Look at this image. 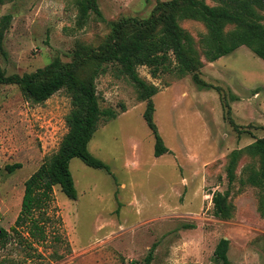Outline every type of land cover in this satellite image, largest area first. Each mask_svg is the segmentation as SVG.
<instances>
[{"label":"rangeland","instance_id":"374dc122","mask_svg":"<svg viewBox=\"0 0 264 264\" xmlns=\"http://www.w3.org/2000/svg\"><path fill=\"white\" fill-rule=\"evenodd\" d=\"M159 1L96 0L102 15L91 8L80 23L78 0H0V66L6 75H23L57 59L73 62L76 51L107 39L112 22L147 17ZM180 24L202 51L204 23ZM202 58L207 86L191 73L153 77L147 65L137 68L159 88L154 119L169 147L161 156L143 115L147 102L130 77L114 65L97 77L101 106L118 115L100 123L90 149L113 174L74 157L78 198L54 187L49 213L57 224H48L40 243L27 227H11L25 181L68 131L71 97L60 89L36 102L15 83L0 87V229L12 234L0 240V264H146L154 245L151 264H223L214 259L222 237L229 239V264H264V187L247 179L250 166L260 167L258 156L245 151L232 185L228 179L231 152L264 136V60L246 45L214 62ZM228 188L232 216L218 217L214 193Z\"/></svg>","mask_w":264,"mask_h":264},{"label":"trees","instance_id":"16d2710c","mask_svg":"<svg viewBox=\"0 0 264 264\" xmlns=\"http://www.w3.org/2000/svg\"><path fill=\"white\" fill-rule=\"evenodd\" d=\"M215 1L217 4H209L206 0H161L147 17H125L112 22L107 39L98 47L89 46L76 51L73 62L57 59L35 72L23 75H6L0 66V87L15 83L36 102H44L60 89H65L71 97V110L67 115L68 131L58 150L48 156L25 181L22 208L16 224L11 227L14 232L24 226L32 241L40 243L47 240L48 224H57L56 218L49 213L54 187L59 185L66 196L78 198L71 170L74 157L113 174L111 166L90 149V142L100 123L118 115L113 108L101 106L97 90V77L107 72L110 66H118L123 74L129 76L137 88L139 99L147 102L143 115L155 136L154 155L161 156L169 151V147L154 119L153 97L159 88L141 77L137 70L139 65H147L153 77L164 73L180 76L191 73L197 84L207 86L201 76L204 66L202 55L214 62L246 45L264 60V0ZM78 5L80 23L87 21L91 8L102 15L96 0H78ZM185 18L204 23L207 34L200 40L202 51L197 48L194 36L180 24V20ZM9 20L8 15L4 16L5 25L1 34ZM245 151L258 156L260 161L259 168L250 166L248 181L264 187V136L231 152L228 164L230 185L236 179L238 161ZM20 166L17 163L7 167L13 171ZM229 196L230 188L214 193L216 216H232L233 205L229 202ZM55 233L53 239L60 242L59 233ZM11 235L5 228L0 229V240L7 241ZM155 247L152 246L146 255V264L152 263ZM228 250L229 239L222 237L214 259L229 264Z\"/></svg>","mask_w":264,"mask_h":264}]
</instances>
